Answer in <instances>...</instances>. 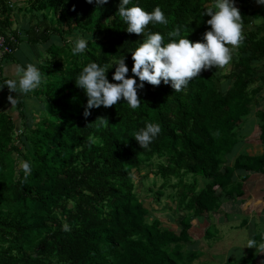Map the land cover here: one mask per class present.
I'll return each instance as SVG.
<instances>
[{
  "label": "trees",
  "instance_id": "obj_1",
  "mask_svg": "<svg viewBox=\"0 0 264 264\" xmlns=\"http://www.w3.org/2000/svg\"><path fill=\"white\" fill-rule=\"evenodd\" d=\"M251 1L234 0L243 27H256L243 33L242 44L232 52L230 73L204 70L180 92L171 83L145 82L138 88L139 108L121 99L109 108L89 109L86 118L87 95L75 83L85 66L106 67L107 79L116 83L115 62L125 56L126 78L139 84L131 72L139 44L154 32L166 44L167 33L177 27L193 43L204 42L211 18L204 12L214 0H130L128 7L149 13L159 6L168 20L167 25L150 24L139 36L126 31L118 13L121 0L103 5L96 0L24 1L30 20L19 30L22 39L25 35L32 45L45 46L48 58L35 66L46 82L33 91L41 101L37 118L19 106L18 134L12 117L0 112V264H192L198 258L199 252L185 249L193 244L191 219L209 218L222 200L243 196L235 172L264 177V110L255 114L262 152L241 153L225 164L239 143L237 128L250 113L252 94L264 87V75L256 78L252 67L264 60V24L256 25L264 20V6L249 10ZM7 4L0 0L2 13ZM9 25L6 14L0 30ZM75 35L88 41L77 55L66 40ZM221 79L231 80L229 89H220ZM98 118L108 123L101 125ZM149 122L158 123L161 132L141 149L134 136ZM15 153L32 168L27 179L23 169L16 170ZM154 157L165 159L157 171L163 180H178L175 203L185 212L178 232L150 220L149 209L134 192L133 171ZM187 175L190 183L184 182ZM197 178L204 181L201 187ZM65 223L70 231L62 230ZM213 233L208 227L205 235ZM253 240L264 244L261 234ZM226 264H264V253Z\"/></svg>",
  "mask_w": 264,
  "mask_h": 264
},
{
  "label": "clouds",
  "instance_id": "obj_2",
  "mask_svg": "<svg viewBox=\"0 0 264 264\" xmlns=\"http://www.w3.org/2000/svg\"><path fill=\"white\" fill-rule=\"evenodd\" d=\"M88 2L92 3L93 0ZM256 2L264 4V0H256ZM96 3L103 5L108 3V0H96ZM129 4L130 0H121L118 10L119 16L127 24L128 33L139 36L144 34L150 24H168L159 6L149 13L140 6L128 7ZM204 15L211 17L207 20L210 30L204 33V42L193 43L183 37L181 29L177 27L167 33L170 39L166 44L160 32L150 33L139 44L132 52L134 64L131 69L133 77L139 78V84L135 78H126L129 69L125 63V56L115 62L117 67L112 79L116 83H111L107 79L106 67H101L95 62L85 66L75 81L87 95V105L83 113L85 118L90 115L89 109L101 106L109 108L118 104L121 99L125 100L132 109L139 108L141 100L138 97V88L143 89L145 82L153 86H159L161 81L165 85L171 83L175 92H180L202 71L213 67H226L232 60L233 50L244 40L241 13L234 6V0H214L213 6L207 8ZM87 45L88 41L77 35L72 48L73 55L84 52ZM16 73L19 76L18 80L9 79L4 83L10 92L26 95L40 87L42 82H46L42 81L41 72L31 63L26 68L17 67ZM8 101L14 107L17 104V97L9 95ZM97 120L101 125L108 123L106 118ZM160 132L161 126L158 123L149 122L135 133L134 139L141 149H148ZM20 167L27 179L32 172L30 164L22 162ZM62 230L70 231V226L65 223L62 225ZM247 247L256 248V241L249 240ZM260 248L264 249V244H261Z\"/></svg>",
  "mask_w": 264,
  "mask_h": 264
},
{
  "label": "rangeland",
  "instance_id": "obj_3",
  "mask_svg": "<svg viewBox=\"0 0 264 264\" xmlns=\"http://www.w3.org/2000/svg\"><path fill=\"white\" fill-rule=\"evenodd\" d=\"M17 3L19 4V2ZM246 6L249 10H252L264 6V4H258L256 0H252ZM17 7L19 8V5ZM16 14L18 20L22 19L18 15V10H16ZM25 18H28V16L26 15ZM261 24H264V20L259 21L256 25L259 26ZM15 26V23L12 22L8 28L15 29ZM45 27L43 26L42 28ZM255 27V25L243 27V33ZM76 36L66 38L68 45L71 47H73ZM18 48L19 51L13 57L14 62L19 61L21 65L27 66L31 60L30 58L33 57L30 56L33 49H31L30 43L24 41V38ZM36 49L41 52L44 51L45 46L37 44ZM237 50L238 48L234 49L233 53H236ZM46 57L47 54L44 51L42 60L38 61V63L43 62ZM252 67L256 78L264 75V60L254 62ZM232 69V60L224 68L213 67V71L217 75L228 74ZM256 85L258 83L254 84L252 88H255ZM230 86L231 80L221 79L219 87L222 91L229 89ZM251 98L250 113L244 117L242 124L237 128V132L240 134L238 136L239 143L234 151L226 157V165H231L238 154L255 155L263 150V144L258 137L260 121L255 114L257 111L264 110V87L258 94H252ZM23 105L25 106V111L29 109L30 114L35 113L33 116L42 112L41 101L34 95H30L24 100ZM31 107L35 109H31ZM14 117L17 125L15 132L18 134L20 132L19 117L16 115ZM18 147H20L19 144ZM13 156L16 158V170L19 172L22 169L20 167L22 159L16 153ZM163 163H165L164 158L154 157L140 166L138 170H134V192L144 206L149 209L150 220H159L162 227L178 232L181 228L179 220L185 215V212L177 208L175 203L177 192L175 185L178 180L173 177L163 180L157 172L158 167ZM244 176L246 178H243ZM191 180L192 177L190 175L184 177L185 183H190ZM234 180L235 183L242 184V197H237L233 201L222 200L219 209L211 213L209 218L191 219L192 226L189 234L193 244L188 245L185 249L199 252L198 258L192 264H226L228 261L237 260L241 256H247L256 251L257 253L259 251L264 253V250L260 249V244H257L256 240V248L247 247L248 241L253 240L255 235L261 234V236H264V177L259 173L235 172ZM197 183L201 187L204 181L201 178H197ZM159 191L161 193H158ZM208 227L214 232L209 237L205 235Z\"/></svg>",
  "mask_w": 264,
  "mask_h": 264
},
{
  "label": "crops",
  "instance_id": "obj_4",
  "mask_svg": "<svg viewBox=\"0 0 264 264\" xmlns=\"http://www.w3.org/2000/svg\"><path fill=\"white\" fill-rule=\"evenodd\" d=\"M8 4L5 6V13H2V9L0 7V18L2 20L5 19V15L9 14V19L10 22H14L15 23V29H9L8 27H4L3 32H10V31H14L16 29H21L22 27H26L28 26V22L30 20V15L28 13V11L25 9V0H7ZM19 2V4L17 3ZM17 5H19V8L17 7ZM1 6V5H0ZM16 10H18V15L19 17L22 19L18 20V16L16 14ZM3 14V15H2ZM26 15L28 16V18H25ZM35 19H33L30 22V25L35 24ZM24 41H26V43H30L28 41V39L26 38L25 35H23ZM28 41V42H27ZM21 44V42L19 43V45ZM18 45V46H19ZM30 46L32 47L31 49H33L32 54L30 56H33L32 58H30L31 60L29 61V63L33 64L34 66L38 63V61L42 60V55L44 53V51H38L36 49V45H32V43H30ZM19 51V48L17 47L15 52L11 55L10 58H7L5 60H3L0 63V112H6L7 114H9L13 121L15 126L16 122H15V115L18 116V109L20 108L19 106H22L23 108H25V106L23 105L24 100H26L30 95H33V91L26 94V95H22V94H17L14 92H10L8 87L4 84L5 81L9 80V79H19V76H16V69L17 67H24L26 68V65H21V62L19 63V61L14 62L15 60L13 59L14 54H16V52ZM40 58V59H39ZM5 62V63H4ZM12 95L14 98L17 97V104L12 107V105L10 104V102L8 101V96ZM31 109H35L34 107H31ZM29 110V109H28ZM35 113H33L32 115H34ZM37 116V115H35ZM34 116V117H35ZM19 120V128H20V118Z\"/></svg>",
  "mask_w": 264,
  "mask_h": 264
},
{
  "label": "built area",
  "instance_id": "obj_5",
  "mask_svg": "<svg viewBox=\"0 0 264 264\" xmlns=\"http://www.w3.org/2000/svg\"><path fill=\"white\" fill-rule=\"evenodd\" d=\"M21 40L22 34L19 29L8 33L0 30V63L15 52Z\"/></svg>",
  "mask_w": 264,
  "mask_h": 264
}]
</instances>
